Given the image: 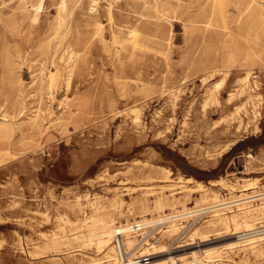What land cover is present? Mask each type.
<instances>
[{
  "label": "rangeland",
  "instance_id": "obj_1",
  "mask_svg": "<svg viewBox=\"0 0 264 264\" xmlns=\"http://www.w3.org/2000/svg\"><path fill=\"white\" fill-rule=\"evenodd\" d=\"M152 1H110V21L109 3L92 13L90 2L46 0L34 20L30 3L0 0V121L39 114L0 140V264L106 261L90 240L98 219L135 224L189 207L200 211L137 232L138 247L172 250L151 261L182 264L217 247L233 264H264V236L228 249L234 224L209 227L244 212L264 226V211L255 212L264 198L208 209L264 193V0H231L226 18L204 0L150 12ZM97 13L104 41L77 30ZM72 47L68 85L60 57ZM208 62L216 72L205 81ZM10 82L22 90L17 106ZM117 244L116 236L105 252Z\"/></svg>",
  "mask_w": 264,
  "mask_h": 264
},
{
  "label": "bare ground",
  "instance_id": "obj_2",
  "mask_svg": "<svg viewBox=\"0 0 264 264\" xmlns=\"http://www.w3.org/2000/svg\"><path fill=\"white\" fill-rule=\"evenodd\" d=\"M24 1L27 2V3H30V5L26 6V7L28 9L31 8L30 10L34 12V20H36L38 15H39V13L43 10L46 0H24ZM126 1H127L126 4H128L130 1H133V0H126ZM73 2H74V7H76V8L82 7L86 2H90L91 5L99 4V0H73ZM183 2H184L183 0H154L152 2L147 3V6H148L147 10L152 12V11H158L161 8H165V11H170L174 7L182 6ZM203 2H205L206 5L211 7V9H212L211 13H215L216 9H218L224 15H226L225 18L227 17V12H228L227 6L231 2V0H204ZM153 3L158 5V7H156V5L154 6ZM105 7L107 9V15H108L110 21H113V19H114V9L117 7V5L109 3V4L105 5ZM118 8H122V7L118 6ZM83 21L84 22H83L82 25L79 24L77 26V30H79L80 33H83V35L86 34V33L87 34H93L95 37H99V38H101L102 41H104V39H105V37H104V28H103L102 23L99 22V14L98 13L96 14V16H93L89 20L85 19ZM212 21H213L212 18H210L209 23H211ZM118 32H119V30L115 31L114 36ZM115 40H116V38H115ZM115 40H114V42H116ZM78 42H83L80 36H79ZM102 44H105V43H102ZM73 53H75L73 47L72 48H68L67 57H65V56L60 57V59H62V65H63L62 67L65 68V71H66L65 74H67V78H68L67 79V83H68V85H70V82H71L72 71H73V66H74V65H72L73 63L71 62V59L73 58ZM211 68H212V62H208L204 66L205 70H211L210 75L205 77V79H204L205 81L208 80L209 78H211L213 76V74H215V72H216V71H214L216 69L213 70ZM8 86L13 91V94H12V96L10 98V100H12L11 103L13 105L17 106L18 103L20 104V102H21L20 101L21 100L20 96H21V93H22L21 92L22 90H18L17 89L18 86H19V83L17 85H15V82H10L7 85V87ZM134 112H135L134 120L137 123V122L140 121V110L136 109ZM18 115H19L18 116L19 117L18 123L17 124H11V125L7 123V122H9V119L7 117L8 115L5 114L2 117L3 121H0V140L4 141V140H7V139H10L11 136H12V133L14 132V129H20V130L21 129H25L27 122H28L27 125L30 128L31 125H34L36 123L35 120L39 119V118H37V116L39 114L33 115V117L30 118V119L24 118L25 112L23 110L21 112H19ZM188 180H191V179H188ZM199 187L201 189L205 190V192H206V193L204 192L205 194H203L204 195V199L208 198V193H207V189H205V186H203V185H201L199 183ZM261 198H264V193H260V194H257V195H251V196H247V197L245 196L243 198H240V199L238 198L237 200H232V201L229 200V201L224 202V203L220 202L221 204H216V205H214L212 207H209L208 209H210V211H211V209H213V208H214V210H216L215 208H218V209L227 208V207L233 206L234 204L237 205L238 202H241L242 204H244V203H247V202H249L251 200H255V199L258 200V199H261ZM216 203H218V201ZM263 204L264 203H262V205L260 207H258V208L256 207L257 208L256 211H255L256 213L264 211V205ZM163 208H164V202L162 201V199L156 200L154 209L159 211V210H163ZM140 209L143 212L149 211L148 206L145 205V204H142ZM198 211H200V210L199 209H193L192 207L191 208L189 207L188 210L185 211L182 214L179 213V214L173 215V216L166 215L165 217H160V218H157V219L143 218V220H139V221L135 222V224H139V225L143 226L142 228L145 229L148 225H151V224H154V223H157V222H160V223L162 222L163 223L165 221H176V220H178L181 217L193 216ZM246 213L247 212H244L242 214H235V215H232L231 217H225V216L218 215L217 218L209 221V227L210 228L218 226V225H221V226H224L226 228H229L228 227L229 221H231L234 224L233 227H234V229L236 231V233H234V234L238 235V237H237L238 240L235 241V242H232V243H229V244L225 245V246H230L228 249H230L231 246H233L234 244H236L238 242L245 241V240L253 241V240H257V239H259V238L264 236V226H261V227L254 226V224H252L251 221L247 220L244 217V216H246V215H244ZM223 214H221V215H223ZM239 217H243L244 219L242 221H240V220H238ZM94 226H98L99 230L91 232L90 240L91 241H96L98 250L101 253H104V255H105L104 258H106L108 260L102 261L101 259H93L92 261L89 262V264H126V262L132 263L133 258L136 257L137 254H138V256L151 255L152 258H157V257L159 258L161 256H164V254H166L169 251V250L167 251L165 246L158 247L159 245L157 246L156 244H153V242L150 243V242H148V240L142 246L138 247L139 246V244H138L139 243V240H138V236L139 235H137V231L131 232L132 231L131 224H121V225L117 226L116 223H115V218L111 214H110L109 218L98 219ZM172 228L176 229L177 226L173 225ZM242 228L245 229L243 231V233H242V231L240 232V230ZM120 232L122 234H124V235H123V241L119 239V244L116 245L118 247V252L113 247H112L111 254H109L108 252H105L106 251L105 247H108V245H111L113 238L116 237V235L119 234ZM205 237H206V239H208L207 238V234H205ZM87 243H88V241H87ZM220 243H222V242H220ZM123 245H125L127 247V249H128V251L126 252L127 259H128L127 261H125L126 258H125L124 255H123V260L121 259L120 255H119L120 254L119 248L121 249L122 253L124 254ZM259 245L260 244H253L251 246V248L253 250H255L256 248H258ZM201 249H202V247H201ZM132 251H134V252L132 253ZM170 251H172V250H170ZM198 252H200V250ZM168 254H170V253H168ZM222 254L223 253H222V251L219 248H217V247L209 248L208 247L205 251H203V256L202 257L198 256L197 251H195V252H193L191 254L193 259L191 261H188L187 259H182V264H209L210 262H212L213 260H216V259L222 260L223 259V255ZM167 257H169V256H167ZM163 259L160 260V261H159V259L158 260H154V261H150V263H148V264H166L168 260H163ZM169 261H170L171 264H180L178 262V259H176L175 257H170ZM92 262H96V263H92ZM235 264H245V263L237 261Z\"/></svg>",
  "mask_w": 264,
  "mask_h": 264
},
{
  "label": "built area",
  "instance_id": "obj_3",
  "mask_svg": "<svg viewBox=\"0 0 264 264\" xmlns=\"http://www.w3.org/2000/svg\"><path fill=\"white\" fill-rule=\"evenodd\" d=\"M110 1H115V0H99V4L91 5L90 12L96 13L99 10L100 5L107 4ZM142 227L143 226H141L139 224H131V229H132L131 232H134V231L140 232V231H142L144 229ZM123 235L124 234H122L121 232L116 235L118 244H119V239L123 241ZM123 247H124V245H123ZM119 251H120L119 255H120L121 259L123 260V255L124 254L122 253L120 248H119ZM125 255H127L126 252H125ZM125 260L127 261L128 259L126 258ZM150 261H151V255H144V256H136V257L133 258L132 263L126 262V264H148V263H150ZM209 264H232V263L230 261H228V260L216 259V260H213L212 262H210Z\"/></svg>",
  "mask_w": 264,
  "mask_h": 264
}]
</instances>
